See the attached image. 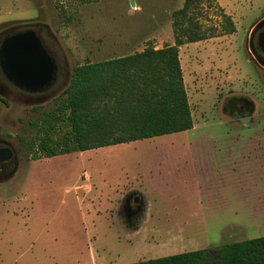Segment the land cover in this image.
Here are the masks:
<instances>
[{"label": "rangeland", "instance_id": "374dc122", "mask_svg": "<svg viewBox=\"0 0 264 264\" xmlns=\"http://www.w3.org/2000/svg\"><path fill=\"white\" fill-rule=\"evenodd\" d=\"M133 2L0 0V39L47 29L60 88L31 99L0 83V145L14 156L0 173V264H130L264 237V69L249 49L264 0L205 6V28L222 12L236 32L179 48L192 130L37 161L20 150L75 67L174 44L184 0ZM234 98L251 104L247 124Z\"/></svg>", "mask_w": 264, "mask_h": 264}, {"label": "trees", "instance_id": "16d2710c", "mask_svg": "<svg viewBox=\"0 0 264 264\" xmlns=\"http://www.w3.org/2000/svg\"><path fill=\"white\" fill-rule=\"evenodd\" d=\"M205 6L216 0H184L172 12L173 45L75 67L55 107L32 123L37 135L18 137L20 150L37 161L192 130L179 48L236 32L222 12L220 26L205 28ZM130 264H264V237Z\"/></svg>", "mask_w": 264, "mask_h": 264}, {"label": "water", "instance_id": "95a60500", "mask_svg": "<svg viewBox=\"0 0 264 264\" xmlns=\"http://www.w3.org/2000/svg\"><path fill=\"white\" fill-rule=\"evenodd\" d=\"M131 6H134L133 0ZM262 25L264 20L255 26L252 33ZM37 27L28 25L12 28L5 33L0 42L2 73L15 87L27 92H36L51 85L56 81L58 71L56 63L34 30ZM3 153L8 155L2 160L12 156L10 149H4Z\"/></svg>", "mask_w": 264, "mask_h": 264}, {"label": "flooded vegetation", "instance_id": "af4514ba", "mask_svg": "<svg viewBox=\"0 0 264 264\" xmlns=\"http://www.w3.org/2000/svg\"><path fill=\"white\" fill-rule=\"evenodd\" d=\"M34 30L36 34L41 38L47 52L49 53V55L52 57V59L56 63V60L54 59L53 55L49 51L48 47L46 46L44 42V38L42 36V33L48 35V33L46 32L47 29L45 30L44 27L39 26L35 28ZM1 41L2 39L0 40V42ZM249 49H251L250 53L252 55V58L255 60L256 64H258L264 69V25H262L257 31L251 33V35L249 36ZM0 83L2 84L3 90H5L7 93L17 94V95L24 96V97L31 98V99H41V98L46 97V95L52 96V95H55L60 90V88H56L55 86L56 81H55L51 85L43 87L37 90L36 92L24 91L22 89L15 87L12 83H10L7 80V78L4 76V74L2 73L1 69H0ZM233 101L235 102V108L233 107L230 108V111L235 112L239 116V122L241 124H245V123L247 124V122H249L251 119L249 117V114L251 113L253 109L251 104L244 99L234 98ZM5 145L6 144L0 145V173L2 174H5L7 172L8 167L11 165V162L14 160L13 154L9 159L2 160L4 157L8 155L7 153L6 154L3 153L4 149H9V148H6ZM134 197H136L137 202L135 201V204L133 205H136L137 207H142L138 196H134Z\"/></svg>", "mask_w": 264, "mask_h": 264}, {"label": "bare ground", "instance_id": "6f19581e", "mask_svg": "<svg viewBox=\"0 0 264 264\" xmlns=\"http://www.w3.org/2000/svg\"><path fill=\"white\" fill-rule=\"evenodd\" d=\"M137 202V201H136Z\"/></svg>", "mask_w": 264, "mask_h": 264}, {"label": "crops", "instance_id": "0c3cea01", "mask_svg": "<svg viewBox=\"0 0 264 264\" xmlns=\"http://www.w3.org/2000/svg\"><path fill=\"white\" fill-rule=\"evenodd\" d=\"M151 210V209H150Z\"/></svg>", "mask_w": 264, "mask_h": 264}]
</instances>
